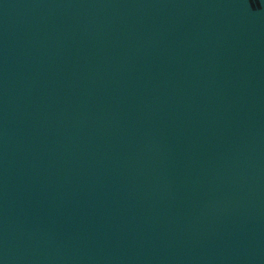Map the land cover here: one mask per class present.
I'll list each match as a JSON object with an SVG mask.
<instances>
[{
	"label": "water",
	"instance_id": "1",
	"mask_svg": "<svg viewBox=\"0 0 264 264\" xmlns=\"http://www.w3.org/2000/svg\"><path fill=\"white\" fill-rule=\"evenodd\" d=\"M0 264H264V0H0Z\"/></svg>",
	"mask_w": 264,
	"mask_h": 264
}]
</instances>
